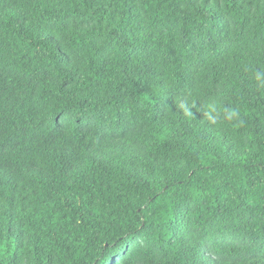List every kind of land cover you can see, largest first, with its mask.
Returning a JSON list of instances; mask_svg holds the SVG:
<instances>
[{
  "label": "trees",
  "instance_id": "1",
  "mask_svg": "<svg viewBox=\"0 0 264 264\" xmlns=\"http://www.w3.org/2000/svg\"><path fill=\"white\" fill-rule=\"evenodd\" d=\"M257 73L264 0H0V264H264Z\"/></svg>",
  "mask_w": 264,
  "mask_h": 264
},
{
  "label": "clouds",
  "instance_id": "2",
  "mask_svg": "<svg viewBox=\"0 0 264 264\" xmlns=\"http://www.w3.org/2000/svg\"><path fill=\"white\" fill-rule=\"evenodd\" d=\"M256 80L260 81L261 83H264V74L257 73L256 74ZM184 111H185L186 116L190 115V113L188 112L187 109H185ZM215 113H216V106L212 103H209L205 108L204 116L210 124H216L217 123V116ZM236 118H237V113L234 110L228 109L225 111V119L232 120V119H236Z\"/></svg>",
  "mask_w": 264,
  "mask_h": 264
}]
</instances>
